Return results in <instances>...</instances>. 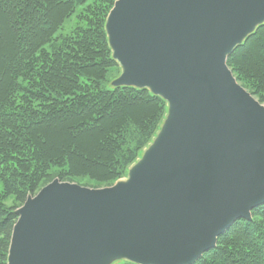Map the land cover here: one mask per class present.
Returning <instances> with one entry per match:
<instances>
[{"label":"water","instance_id":"1","mask_svg":"<svg viewBox=\"0 0 264 264\" xmlns=\"http://www.w3.org/2000/svg\"><path fill=\"white\" fill-rule=\"evenodd\" d=\"M264 24V0H116L111 85L167 103L125 178L54 179L16 209L8 264H194L264 204V104L229 56Z\"/></svg>","mask_w":264,"mask_h":264},{"label":"trees","instance_id":"2","mask_svg":"<svg viewBox=\"0 0 264 264\" xmlns=\"http://www.w3.org/2000/svg\"><path fill=\"white\" fill-rule=\"evenodd\" d=\"M115 1L0 0V264L29 195L56 178L112 185L166 116L167 103L149 90L111 85L119 67L106 20ZM81 6V23L63 33ZM227 64L264 104V24ZM194 264H264V204Z\"/></svg>","mask_w":264,"mask_h":264},{"label":"rangeland","instance_id":"3","mask_svg":"<svg viewBox=\"0 0 264 264\" xmlns=\"http://www.w3.org/2000/svg\"><path fill=\"white\" fill-rule=\"evenodd\" d=\"M95 0H93V2H94ZM90 3H92V0H90ZM84 7L85 6H81L80 8H78L77 9V12H76V14L71 18V19H69V20H67L66 22H65V24L63 25V33H68L70 30H71V28L72 27H74V26H76V25H78V24H80L81 23V16H82V12H83V9H84ZM119 67V66H118ZM120 72H121V69H120V67H119V74H120ZM118 73V72H117ZM117 73H113V74H111L110 75V78H111V82L115 79V78H117L118 76H119V74H117ZM241 84V83H240ZM248 90V89H247ZM249 91V90H248ZM250 92V91H249ZM256 97V96H255ZM257 98V97H256ZM258 99V98H257ZM152 142V141H151ZM151 142H149L146 146H145V148L146 147H148V145L151 143ZM144 148V149H145ZM126 175H127V173L125 174V175H123V177L122 178H125L126 177ZM122 178H120V179H122ZM85 181L86 180H84L83 179V183H85ZM89 182V181H88ZM115 183V182H114ZM105 187V186H104ZM0 189H1V187H0ZM7 204L8 205H11L12 204V199H9L8 201H7ZM124 262H127V261H120V262H117V263H115V264H122V263H124Z\"/></svg>","mask_w":264,"mask_h":264}]
</instances>
